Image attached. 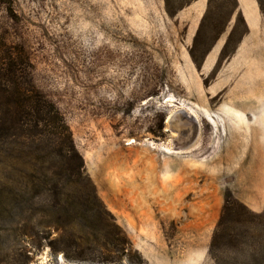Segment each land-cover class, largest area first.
Here are the masks:
<instances>
[{
    "label": "rangeland",
    "instance_id": "374dc122",
    "mask_svg": "<svg viewBox=\"0 0 264 264\" xmlns=\"http://www.w3.org/2000/svg\"><path fill=\"white\" fill-rule=\"evenodd\" d=\"M208 1L171 16L164 0H0V41L27 55L35 87L72 132L83 181L145 264H213L228 193L264 209V10L257 0H211L201 25ZM57 172L22 166L0 144V264L63 256L44 240L60 230L40 228L59 216L57 198L34 196L28 177L62 189ZM75 227L92 241L86 222Z\"/></svg>",
    "mask_w": 264,
    "mask_h": 264
},
{
    "label": "trees",
    "instance_id": "16d2710c",
    "mask_svg": "<svg viewBox=\"0 0 264 264\" xmlns=\"http://www.w3.org/2000/svg\"><path fill=\"white\" fill-rule=\"evenodd\" d=\"M164 1L170 10L172 1ZM194 1L197 0H186L174 9L172 7L169 14L175 16L183 5ZM210 2L201 25L208 17ZM257 2L263 11L262 0ZM240 19L245 24L241 13ZM233 33L234 30L222 52L228 48ZM217 128L220 130V126ZM0 144L5 145L11 157L22 166L35 168L39 163L48 164L57 167L56 175L65 176L68 181L62 189L59 186L47 189L34 183V173L28 176L34 196L52 194L58 201L53 213L59 216L52 222L40 224V228L60 230L53 239L51 233L44 237L53 254L61 253L67 262L76 264H121L125 261L145 264L93 185L83 181L84 160L72 132L56 106L35 87L27 55L22 49L3 41H0ZM257 179L258 182L264 179L262 168ZM79 220L86 222L87 237H92V241L87 239L83 243L85 237L80 231H74ZM78 250H93V253L95 250L98 260L93 261L76 252ZM208 255L213 264H264V209L260 213L254 212L228 193Z\"/></svg>",
    "mask_w": 264,
    "mask_h": 264
},
{
    "label": "water",
    "instance_id": "95a60500",
    "mask_svg": "<svg viewBox=\"0 0 264 264\" xmlns=\"http://www.w3.org/2000/svg\"><path fill=\"white\" fill-rule=\"evenodd\" d=\"M62 258H60V256H59V258H58V264H76V263H70V262H67L64 258H63V256H61Z\"/></svg>",
    "mask_w": 264,
    "mask_h": 264
},
{
    "label": "bare ground",
    "instance_id": "6f19581e",
    "mask_svg": "<svg viewBox=\"0 0 264 264\" xmlns=\"http://www.w3.org/2000/svg\"><path fill=\"white\" fill-rule=\"evenodd\" d=\"M174 103L175 102V100H172V101H170V106H174L172 103ZM177 113V112H176ZM179 113V112H178ZM181 113V112H180ZM182 114V113H181ZM192 117H195L193 114H192ZM169 119L167 120V121H169V123L172 121V116L170 115L169 117H168ZM196 118V117H195ZM197 122V121H196ZM131 143V142H130ZM135 143V142H134ZM60 258H62L61 257V255H60Z\"/></svg>",
    "mask_w": 264,
    "mask_h": 264
}]
</instances>
